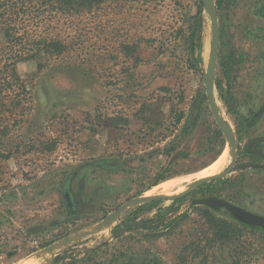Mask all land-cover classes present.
Wrapping results in <instances>:
<instances>
[{"label": "rangeland", "instance_id": "obj_1", "mask_svg": "<svg viewBox=\"0 0 264 264\" xmlns=\"http://www.w3.org/2000/svg\"><path fill=\"white\" fill-rule=\"evenodd\" d=\"M199 1L109 2L44 18L26 29L28 39L57 38L66 51L13 68L0 27V264L64 242L47 264H264V234L250 229L236 254L205 249L203 210L234 217L225 207L193 205L216 199L264 218V143L263 156L246 148L264 137V0H215V98L236 137L231 173L176 202L130 206L95 232L125 202L175 195L220 156L215 174L230 163L205 97L211 32ZM68 179L78 204L72 214L62 197ZM168 180L177 183L163 192Z\"/></svg>", "mask_w": 264, "mask_h": 264}, {"label": "trees", "instance_id": "obj_2", "mask_svg": "<svg viewBox=\"0 0 264 264\" xmlns=\"http://www.w3.org/2000/svg\"><path fill=\"white\" fill-rule=\"evenodd\" d=\"M150 2L152 0H0V27L4 34L5 50L13 49L11 54L7 55L5 61L10 62L9 65L14 67L17 62L27 61L35 58L39 53L44 55H61L66 51V45L61 40L53 37L44 36L38 40L28 39L26 29L34 24L39 23L44 18H50L53 16H75L83 12H89L109 2ZM199 12L202 11L203 6L201 0L199 1ZM264 16V8L260 11ZM201 26V19H200ZM22 32V33H21ZM18 42V44H17ZM23 46V47H22ZM16 47H19L16 49ZM131 47H125L126 50H132ZM218 57L217 67L220 69ZM14 77V73H12ZM216 88L222 94L220 83H215ZM222 96V95H221ZM261 112L254 113L250 119V125L257 122ZM220 135V131H218ZM264 143V137L253 139L247 145L255 147L257 151L255 154L263 156L261 152V144ZM108 162L101 161L98 163L103 169H111L108 166ZM249 167H255L249 165ZM68 180L63 187L66 188ZM216 211V209H211ZM202 216L205 219L206 224L209 227L210 238L206 240V248L212 249L214 245L227 246L229 253H237L238 249L242 247L239 245L238 240L241 237V232L244 229H250L253 233L258 232L264 234V231L252 224H246L241 222L237 218H233L232 222L224 219H220L213 215L210 211L205 209L202 212ZM203 251V250H202ZM60 257L54 259L55 262ZM237 264V263H235Z\"/></svg>", "mask_w": 264, "mask_h": 264}, {"label": "water", "instance_id": "obj_3", "mask_svg": "<svg viewBox=\"0 0 264 264\" xmlns=\"http://www.w3.org/2000/svg\"><path fill=\"white\" fill-rule=\"evenodd\" d=\"M201 2L204 12L208 15L210 19V32H211V41H210V49H209L207 65H206V69L202 71L204 78L205 97L213 121L217 126L218 130L221 132L226 144L229 147L230 157H231L230 163L220 173L194 180L188 188L175 195L163 196L157 194L150 196H141L125 202L118 209L113 211L109 216L104 218L103 221L96 228L95 232L111 226V224L118 219L120 214L125 212L130 206H138V205H143L158 201L176 202L180 199L187 197L191 192L197 190L206 183L223 179L228 174H230L234 168L236 162V152H237V142H236L235 133L231 125L221 115L217 104V100L215 98V78L217 71V57L219 52V28H218L217 10L215 5V0H201ZM193 205L207 206L211 208L225 207L234 218L239 219L241 222H244L246 224H252L264 229V218L250 214L244 210L229 206L219 200L210 199V198L197 199L193 201ZM95 232L80 233L77 236L78 238H82L86 235ZM64 245L65 242L54 244L48 247L46 250H50L53 252L57 248L63 247Z\"/></svg>", "mask_w": 264, "mask_h": 264}, {"label": "bare ground", "instance_id": "obj_4", "mask_svg": "<svg viewBox=\"0 0 264 264\" xmlns=\"http://www.w3.org/2000/svg\"><path fill=\"white\" fill-rule=\"evenodd\" d=\"M225 120H227L224 117ZM224 164V160L223 157L220 156L212 165H210L209 167H207L204 172H203V176L202 177H207V176H211V175H215V173L217 171H219ZM177 182H174L172 180H168L163 182L160 185V188L162 189L163 192H166L168 190H170ZM162 192V193H163ZM165 196V195H163ZM47 252H41L37 255H34L33 257H30L29 259L20 262L19 264H47L50 262V250H46Z\"/></svg>", "mask_w": 264, "mask_h": 264}, {"label": "flooded vegetation", "instance_id": "obj_5", "mask_svg": "<svg viewBox=\"0 0 264 264\" xmlns=\"http://www.w3.org/2000/svg\"><path fill=\"white\" fill-rule=\"evenodd\" d=\"M71 182L72 180L70 181V179H68V185L66 188H64L63 195H62L64 206L68 214L76 213V210L78 209L77 201L75 200V197H73L71 193ZM160 195H163V194H160ZM147 196H150V195H147Z\"/></svg>", "mask_w": 264, "mask_h": 264}]
</instances>
